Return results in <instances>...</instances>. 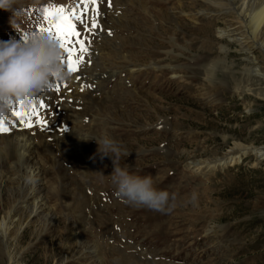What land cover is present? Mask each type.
Here are the masks:
<instances>
[{"label": "rangeland", "instance_id": "rangeland-1", "mask_svg": "<svg viewBox=\"0 0 264 264\" xmlns=\"http://www.w3.org/2000/svg\"><path fill=\"white\" fill-rule=\"evenodd\" d=\"M42 4L29 0L13 17L16 29L11 15L0 20V41L20 40L21 34L44 28L41 24L49 26ZM198 4L113 0L109 9L121 11L109 17L99 11V27L91 34L107 36L93 45L102 54L119 45L124 49L119 57L126 59L99 61L120 72L92 83L90 90L99 92V98L88 96L91 120L80 114L70 117L84 119L77 128L86 137L107 134L126 146L129 155L120 165L153 176L158 188L177 194V207L161 213L119 198L110 183L112 159L100 158L95 139L65 140L61 122L54 120L63 102L48 96L49 110L42 112L48 114L45 124L35 123L36 117L31 128L15 124L34 132L51 212L30 217L27 207L13 216L10 235L18 239L12 247L1 233V220L11 207L21 205V189L15 180L2 178L1 171L8 160L14 166L21 162L22 143L13 131L0 133V264H264V159L247 153L236 164L222 162L204 173L187 166L220 158L236 143L264 146V100L243 88L236 90L233 76L220 67L214 86L204 80V65L219 54L222 42L237 71L247 60L218 32L221 22L210 17L197 25L189 21L186 13ZM205 87L221 100L206 101L210 98L202 95Z\"/></svg>", "mask_w": 264, "mask_h": 264}, {"label": "bare ground", "instance_id": "bare-ground-1", "mask_svg": "<svg viewBox=\"0 0 264 264\" xmlns=\"http://www.w3.org/2000/svg\"><path fill=\"white\" fill-rule=\"evenodd\" d=\"M28 1L29 0H24V2L22 3V7L26 6L25 4L28 3ZM32 1H33V5H35L37 2H42L43 4H55L53 3L54 1L52 0H32ZM71 1L72 0H58L57 3L65 4ZM96 5L98 7V10L103 12V17H109L111 13H114L117 11L116 8L103 10L100 5L98 4ZM198 5L199 6L196 8V10H193L190 13H186V16H188L189 21H191L192 24L197 25L200 23L201 20H204L205 18L210 17V18L217 20L218 22H221L222 25L221 27H219L218 32L221 34V36H224L227 41L234 42L236 44L237 49L244 53L246 60H247L244 67L237 71V69L234 67V64L230 63L227 60L228 54H225V50H223L227 47V45L223 44L222 42L219 47L220 49L219 54L216 53L217 54L216 57H213L204 65V80L207 81V85L209 86L215 85L214 84L215 83V80H214L215 70H216V67H220L221 69H223V71L225 70L227 71V73L233 76L234 81H235L234 86L236 90L243 88L245 93L250 92L256 99L260 98L264 100V0H199ZM91 9H92V4H90V10L88 13L91 12ZM0 15H2L0 16L1 21L3 19L9 18L10 15L12 17V14L8 11L7 13L3 12ZM97 20H99V16L97 17ZM47 24L48 22L46 23V25ZM80 30L81 29H79V32ZM81 33L83 34V36H86L87 46L89 48V51L91 52V54H89L90 56L84 55L85 66L82 68H79L77 73L72 74L71 81L67 82L66 84L67 88L64 87L59 93H56V94L45 92V93H40V96H39V98L42 99L44 102H45V99L48 98V96H57L56 97L57 100L59 102H63L62 103L63 106H61V109L59 108L61 111H59V115L57 114L58 116L54 120L58 118L59 121L61 122V125L59 126L61 127V129H64V132L66 133L65 140L68 139V137L74 138L76 140L78 139L82 141L84 140L81 138L86 137V134H83V132L79 130V128L81 127L79 128L77 127L79 125L82 126L81 123H83L84 119H88L89 117V120H91L90 112H92V110L89 106L90 103L88 101V96L91 97V94H92V95H95V97L98 96L99 98V92H93L92 90H90L93 85L92 83H94L97 79L104 78L103 76L113 75L115 72L119 71L113 68H111L112 70L111 71L109 68L106 67V64L104 62H99V61H106V62H111V63H113L114 61V63H116L120 59L123 61L126 59L125 55H122L119 57V55H121L122 52H124V49L119 45L115 46L114 48H112L111 50L107 51L104 54L98 52V50L96 49V46L93 45V42L104 41L103 36H107L105 34L103 35L104 32H102L101 36L95 38L93 42H92L93 37H92L91 32L89 33L83 30L81 31ZM88 41L92 43L88 44ZM218 42H221V41H218ZM256 53L259 55L260 58H257L255 56ZM128 71H130V73H133L134 71H138V69L136 70L129 69ZM237 72L239 73L237 74ZM77 76H79V79L76 78ZM106 78H109V77H106ZM89 85L91 86L89 87ZM82 87H83V91H81ZM204 90L205 91L203 92L202 95H205L206 97L210 98L206 101L215 103V101H217L218 99H219L218 101L221 100L219 97H217L218 93L217 94H214V92L211 93L210 91H208L207 87H205ZM84 94L86 95L83 96ZM52 98L53 97H51V99ZM16 107L17 108H15V110L17 111L25 110V108H23L21 105L16 104ZM49 107H50V104H49ZM54 107L55 106L53 105L52 110H54ZM76 108L79 109V112L76 110ZM43 111L45 110L41 108H37V112L41 120H44L45 116L48 115V114L44 115V113H42ZM73 114L74 115L80 114L83 116L82 118L84 119L78 121L74 119L75 117L73 119L70 118L72 117ZM10 119H12L10 122L11 124L9 125L11 129L10 131L15 132L18 135L19 141L22 143L20 146L21 162L14 166L13 161L11 160L6 161L7 169L1 171L2 173L1 176L4 179L15 180L17 182L16 184L21 189V199L19 198L20 199L19 203L21 205L23 204L24 206L22 208L21 205L18 206L17 204V206L11 207L9 212L1 220V222L3 223V226L5 227V230L1 229V233L6 236V239L8 241V243L6 242L7 246L12 247V244H13L12 242L18 239L16 235L12 237L10 235L11 226L14 225V222L11 220L13 216L22 215L23 210L24 209L27 210L26 209L27 207L31 208V212L29 214L30 217L38 216L45 211L47 214H49L51 212V208L48 205L47 194L45 192L44 181H43V178L46 175V170L44 168L45 165L43 164L44 165L43 166L42 163L38 162L37 160V147L38 146L35 143L36 141L34 142L33 140L34 132L33 134H31V129L25 130V128L24 129L18 128L15 124L16 119L14 116L11 117ZM95 119L97 118L95 116H92L93 122ZM103 119H104V116H103ZM47 126L48 128L50 127L49 125ZM48 130H50V128ZM84 131H87V130H84ZM43 136H47V135L43 134ZM53 138H56V137H53ZM247 153H252L256 156L258 160H263L264 159V146L248 147V146H245L244 144L236 143L234 144L233 147H231L225 153V155H223L220 158H216V159H212L208 161H205V160L190 161L188 162L187 166L189 168H192L193 172L204 173L206 171L213 170L222 162L224 163L227 162L228 166L236 164L240 159H242V156L246 155ZM4 166L5 165L1 167L4 168ZM9 219L11 221H9ZM15 248H14V251H15ZM10 254H13V252H11V249H10ZM10 259L12 258L10 257Z\"/></svg>", "mask_w": 264, "mask_h": 264}, {"label": "clouds", "instance_id": "clouds-1", "mask_svg": "<svg viewBox=\"0 0 264 264\" xmlns=\"http://www.w3.org/2000/svg\"><path fill=\"white\" fill-rule=\"evenodd\" d=\"M21 8L22 0H0V10L10 12L12 17L20 14ZM12 17L10 23L16 29ZM62 56L59 41L45 30H33L26 39L0 41V123L7 124L14 105L30 109L38 102L40 93L54 82L71 81L72 74ZM81 139H95L100 158L112 159L110 183L123 201L161 213H171L177 207V194L158 188L153 176L139 175L120 165L129 150L115 138L105 134Z\"/></svg>", "mask_w": 264, "mask_h": 264}, {"label": "snow or ice", "instance_id": "snow-or-ice-1", "mask_svg": "<svg viewBox=\"0 0 264 264\" xmlns=\"http://www.w3.org/2000/svg\"><path fill=\"white\" fill-rule=\"evenodd\" d=\"M89 3L92 4V17H91V27H88L85 18L89 12ZM81 4L83 5L81 12L78 14L75 9L71 12H66L63 6H46L43 10L44 19L48 22V28L46 31L50 36L59 41L60 47L67 54V67L71 73H77L79 66L84 63V54L89 51L88 46H86L85 39L80 38L81 33L77 30L76 24L73 22V17H75L76 21H79L81 24H84V31L91 32L93 29H97L99 27L97 17L99 15V10L96 5V0H81ZM79 7V6H78ZM52 17H56L55 20L51 19ZM110 34V33H109ZM26 39V37H24ZM91 42L88 41V44ZM78 45V49L76 47ZM79 51L80 55L77 56L76 53ZM62 62H64V58L62 57ZM79 79V76L76 77ZM91 85H89L90 87ZM54 86L51 85L50 88ZM56 90H60V86L56 85ZM67 88V85H65ZM83 91V87L81 88ZM19 105V104H17ZM44 104L33 105L28 110H13V115L16 117L18 123H23L25 127L31 128L33 125V117H36L35 123L37 124H45L46 121L41 120L39 118V114L37 112V108H44ZM11 129L8 124L0 123V133H7Z\"/></svg>", "mask_w": 264, "mask_h": 264}]
</instances>
